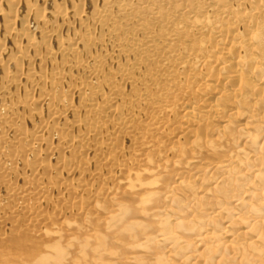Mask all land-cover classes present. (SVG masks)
Masks as SVG:
<instances>
[{"label":"bare ground","instance_id":"bare-ground-1","mask_svg":"<svg viewBox=\"0 0 264 264\" xmlns=\"http://www.w3.org/2000/svg\"><path fill=\"white\" fill-rule=\"evenodd\" d=\"M138 4L0 0V259L264 264V0Z\"/></svg>","mask_w":264,"mask_h":264},{"label":"rangeland","instance_id":"rangeland-1","mask_svg":"<svg viewBox=\"0 0 264 264\" xmlns=\"http://www.w3.org/2000/svg\"><path fill=\"white\" fill-rule=\"evenodd\" d=\"M139 4L134 12L147 23H161V19L165 16L182 21L185 18V13L188 10L196 9L197 1L207 0H138ZM210 1V0H208ZM218 1V0H217ZM135 4V3H134ZM133 3L130 6H134ZM138 10V11H137ZM159 37L163 42H169L168 35H163L161 30L158 31ZM0 264H10L5 259H0Z\"/></svg>","mask_w":264,"mask_h":264}]
</instances>
